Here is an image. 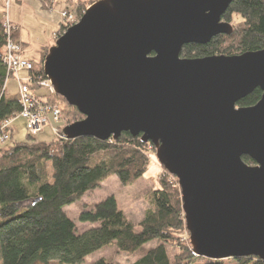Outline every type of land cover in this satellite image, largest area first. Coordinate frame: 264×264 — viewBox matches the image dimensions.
I'll list each match as a JSON object with an SVG mask.
<instances>
[{
  "label": "water",
  "instance_id": "obj_1",
  "mask_svg": "<svg viewBox=\"0 0 264 264\" xmlns=\"http://www.w3.org/2000/svg\"><path fill=\"white\" fill-rule=\"evenodd\" d=\"M234 0H99L43 60L54 93L84 118L68 139L151 143L176 178L195 256L264 260V50L181 59L230 34ZM259 89V102L237 103ZM248 157L255 165H248Z\"/></svg>",
  "mask_w": 264,
  "mask_h": 264
},
{
  "label": "trees",
  "instance_id": "obj_2",
  "mask_svg": "<svg viewBox=\"0 0 264 264\" xmlns=\"http://www.w3.org/2000/svg\"><path fill=\"white\" fill-rule=\"evenodd\" d=\"M93 3L78 1V19ZM221 20L230 25V34L215 36L203 46L186 45L180 58L233 57L264 50V0H234ZM66 30L63 26L58 37ZM18 33L17 26L12 38L19 39ZM6 42L1 19L0 130L23 110L17 97H5L6 83L11 78L3 62ZM48 50L44 49L41 63L31 62L33 69L28 74L33 81L29 88L40 96L41 103L58 107V137L51 143H41L27 134L25 141L0 150V264H82L85 258L106 247L114 246L120 254L133 255L150 242H156V246L132 264H193L200 259L204 264H264V260L254 257L215 261L195 256L188 239L181 241L187 230L177 180L171 182L166 175L159 177L157 188L150 192V207L140 223L127 220L115 198L108 196L92 210L82 209L78 220L91 227L79 233L64 209L80 202L110 177L124 187L133 185L147 171V155L156 150L151 143H143L141 136L134 138L127 133L117 140L66 139L63 129L84 117L55 93L35 90L34 84L45 79L42 65ZM261 95L256 89L237 107H252ZM6 130L9 139V125ZM243 160L255 165L248 157ZM168 247L177 249L172 259ZM91 264L108 263L99 259Z\"/></svg>",
  "mask_w": 264,
  "mask_h": 264
},
{
  "label": "rangeland",
  "instance_id": "obj_3",
  "mask_svg": "<svg viewBox=\"0 0 264 264\" xmlns=\"http://www.w3.org/2000/svg\"><path fill=\"white\" fill-rule=\"evenodd\" d=\"M78 1L87 2L90 0H9L8 6L4 8H2V3H0V20L2 19V22H4L5 18L9 20V18H12L14 15L18 17L19 21L17 25H14L9 20L13 26H18L19 28L18 38L20 34V40H13H19L21 42L23 54H29L32 59L37 60L38 57H43L45 48L54 46L58 35L62 32V27H66L70 24L68 17L71 13L74 14L77 20H80L78 19V9L80 8ZM92 1L96 2L99 0ZM77 4L78 6H76ZM3 12L6 13V15H1ZM64 12H67L65 18L61 16ZM21 72L26 73V71H20V73ZM20 73L19 77H21ZM23 78L24 77H22V79ZM37 89L38 87L35 86V90ZM38 90L43 89L39 88ZM17 95V81L14 77H11L6 83L5 97L10 99L16 98ZM38 98H40V96H38ZM46 105L51 104L47 103ZM9 126L10 129L22 133V142L26 140L28 133L25 119L22 117H15L10 121ZM44 129L43 133L34 136L35 141L51 143L57 139V131L56 134L53 131L51 132L49 124L46 125ZM12 145L13 141H11L10 138H6V140L0 142V150H8ZM147 156L149 159L147 171L144 176L133 185L124 187L115 177H110L105 180L98 189L86 193L80 202L64 209L68 218L75 223L79 233L91 227L89 224L79 222L78 218L82 209L86 208L87 210H92L97 203L108 196L115 198L119 210L122 211L127 220L135 225L140 223L145 212L150 207L148 196L153 189L157 188L159 177L166 175L169 181H175V177L169 175L159 164L156 153L150 151ZM186 239L189 241V233L185 231L181 241H186ZM155 246L156 242H150L133 255L120 254L114 246H110L88 256L82 264H91L99 259L106 260L108 264H132ZM176 253L177 249L175 250L168 247L170 259H172ZM193 264H204V260H197Z\"/></svg>",
  "mask_w": 264,
  "mask_h": 264
},
{
  "label": "built area",
  "instance_id": "obj_4",
  "mask_svg": "<svg viewBox=\"0 0 264 264\" xmlns=\"http://www.w3.org/2000/svg\"><path fill=\"white\" fill-rule=\"evenodd\" d=\"M0 3H3L4 7H6L8 6L9 0H0ZM61 16L65 18L67 12L62 13ZM68 18L70 24L66 27H70L79 21L75 18L73 13H71ZM3 27L7 35V42L3 52V62L6 65L9 76L14 77L17 81V99L23 108L18 116L26 120V130L31 137L41 133L43 128L48 124L56 134V129L59 125V109L56 106L41 103V98H38V96L33 93V90L29 88V85L32 84L33 78L29 76L28 73L33 69V65L30 61L22 58L23 49L21 42L19 40H13L12 38V33L16 27L13 26L7 18H5L3 22ZM20 71H26L27 76L23 79L22 77H19ZM34 85L50 94L54 93L50 81L46 78L38 80ZM8 125L9 121L4 123L1 127L0 142H3L8 138L6 134Z\"/></svg>",
  "mask_w": 264,
  "mask_h": 264
},
{
  "label": "crops",
  "instance_id": "obj_5",
  "mask_svg": "<svg viewBox=\"0 0 264 264\" xmlns=\"http://www.w3.org/2000/svg\"><path fill=\"white\" fill-rule=\"evenodd\" d=\"M9 18V17H8ZM9 20H10V22L11 23H13L14 25H17V23H18V17H16L15 15L11 18H9ZM19 40H20V34H19ZM22 58H24V59H26V60H28V61H30V62H33V63H35V64H39V63H41V61H42V59H43V57L42 58H40V57H38V59L37 60H35V59H32L30 56H29V54H23L22 53ZM26 73L25 72H21L20 73V76L21 77H26ZM10 99H16V98H10ZM10 125V124H9ZM50 126V125H49ZM44 128H43V131L41 132V133H43L44 132ZM50 130H51V132H52V127L50 126ZM9 136H10V140L11 141H13V142H22V133H20V132H18V131H15V130H13V129H10V126H9ZM27 138V137H26ZM48 138H50V137H48Z\"/></svg>",
  "mask_w": 264,
  "mask_h": 264
},
{
  "label": "clouds",
  "instance_id": "obj_6",
  "mask_svg": "<svg viewBox=\"0 0 264 264\" xmlns=\"http://www.w3.org/2000/svg\"><path fill=\"white\" fill-rule=\"evenodd\" d=\"M84 13V12H83ZM68 28V27H67Z\"/></svg>",
  "mask_w": 264,
  "mask_h": 264
}]
</instances>
